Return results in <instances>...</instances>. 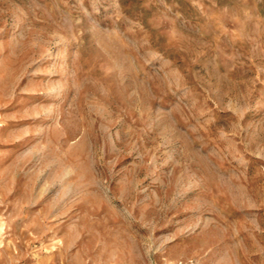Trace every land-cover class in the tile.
<instances>
[{
  "label": "rangeland",
  "instance_id": "obj_1",
  "mask_svg": "<svg viewBox=\"0 0 264 264\" xmlns=\"http://www.w3.org/2000/svg\"><path fill=\"white\" fill-rule=\"evenodd\" d=\"M0 264H264V0H0Z\"/></svg>",
  "mask_w": 264,
  "mask_h": 264
}]
</instances>
